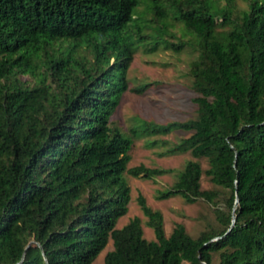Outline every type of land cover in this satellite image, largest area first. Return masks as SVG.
I'll return each instance as SVG.
<instances>
[{
	"label": "trees",
	"instance_id": "obj_1",
	"mask_svg": "<svg viewBox=\"0 0 264 264\" xmlns=\"http://www.w3.org/2000/svg\"><path fill=\"white\" fill-rule=\"evenodd\" d=\"M246 1L0 0V264H90L109 237L104 264H264V0ZM186 43L195 113L144 128L190 130L167 150L194 157L156 195L203 197L215 219L166 234L138 192L148 238L137 214L115 225L129 199L123 172L162 168L127 165L134 128L111 113L132 50ZM200 155L212 187L200 185Z\"/></svg>",
	"mask_w": 264,
	"mask_h": 264
},
{
	"label": "rangeland",
	"instance_id": "obj_2",
	"mask_svg": "<svg viewBox=\"0 0 264 264\" xmlns=\"http://www.w3.org/2000/svg\"><path fill=\"white\" fill-rule=\"evenodd\" d=\"M246 4V0H235V10ZM141 5H144L143 2ZM171 20L172 29L176 34H180L181 22L175 18ZM183 36L186 37L187 34ZM194 54L195 50L188 43L179 49L158 45L145 50L141 45L137 46L131 52L126 69L128 87L123 89L111 113L113 122L126 132H130L131 126L134 128L130 132L132 143L129 147L130 157L127 165L144 162L162 168L151 176L123 172L129 184V199L127 209L117 216L115 225L120 226L137 214L140 217L143 235L148 238L154 237V232L147 222V215L137 201L138 192L144 195L146 202L152 207L160 209L166 234L171 231L175 222H181L189 233L196 235L208 222L215 219L213 204L203 197L186 200L179 193L160 197L156 195L159 188L169 185L174 180L177 170L186 158L194 157L189 149L172 152L167 150L172 141L188 134L190 130L174 128L166 132L146 133L144 128L145 118L166 121L194 115L196 102L193 96L196 92L192 89L188 73V61ZM21 77H26V74H21ZM138 84H143L144 87L141 90L131 88ZM196 158L202 167L200 185L214 186V182L204 171L208 164L207 158L204 155ZM111 246L112 240L109 237L90 264H104V252ZM216 258L217 255L214 253L213 259Z\"/></svg>",
	"mask_w": 264,
	"mask_h": 264
},
{
	"label": "water",
	"instance_id": "obj_3",
	"mask_svg": "<svg viewBox=\"0 0 264 264\" xmlns=\"http://www.w3.org/2000/svg\"><path fill=\"white\" fill-rule=\"evenodd\" d=\"M235 201H237V196H236V198H235ZM233 220H234V214H233V217H232V219H231L230 226H231V224L233 223ZM230 226H229V227H230ZM229 227H228V228H229ZM228 228H227V229H228ZM204 264H207V263L204 262Z\"/></svg>",
	"mask_w": 264,
	"mask_h": 264
}]
</instances>
